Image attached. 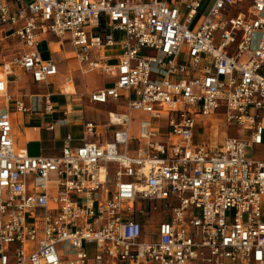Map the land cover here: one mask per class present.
Segmentation results:
<instances>
[{
  "label": "built area",
  "instance_id": "obj_1",
  "mask_svg": "<svg viewBox=\"0 0 264 264\" xmlns=\"http://www.w3.org/2000/svg\"><path fill=\"white\" fill-rule=\"evenodd\" d=\"M47 37L103 119L54 108ZM24 117L79 134L29 154ZM0 264H264V0H0Z\"/></svg>",
  "mask_w": 264,
  "mask_h": 264
},
{
  "label": "rangeland",
  "instance_id": "obj_2",
  "mask_svg": "<svg viewBox=\"0 0 264 264\" xmlns=\"http://www.w3.org/2000/svg\"><path fill=\"white\" fill-rule=\"evenodd\" d=\"M211 6V2H209L202 11V15H205ZM55 45V39L51 37H47L41 40V42L37 45V52L42 60L48 58L49 56H52V58L57 61V65L59 68V76L56 78L57 81V88L59 89L61 94H67L64 97H67L68 95H72L76 92V95H81L82 98H84L85 94L88 93L90 90L102 87V86H108L109 83L107 80H103V78L96 72H86L85 74H82L84 70L79 67L77 62L74 60L70 49L67 45H64L60 51L62 52V59L59 60V56L56 54H51L50 50ZM57 51V48H56ZM99 50L96 51V53L103 54L104 56H111L113 54H117L118 51L116 47L111 48H103L99 52ZM67 75H71L72 77V83H66L64 79ZM45 88L42 86H36V85H30V92L31 93H42L44 92ZM50 91H53L54 85L48 87ZM27 93V91H26ZM55 99H52L54 101ZM65 102H69V98L65 99ZM55 107V106H54ZM82 111V117L84 121L87 120H100L104 118V114L106 111H108V108H101L100 106H93V109L101 110V114L94 115L92 110L84 106ZM140 114H133L132 115V122L130 124L131 127V134L135 135V125L136 122L140 119ZM22 123L24 124V130L22 129L23 126H19L18 132L20 135H22V138L17 139V142H21L22 140H34L37 141L38 139H41V143L35 146V150L40 147L42 149H51L55 148V152L57 153L60 148V139L64 136V134L69 131L73 137H76L79 134V128H66V127H60L57 126L53 133H47L43 130L40 131L37 129L38 126H40L42 122V126L50 121L49 118L43 117L41 120L38 118H32V120L28 118H23ZM156 123V122H155ZM160 127H164L165 122L164 120L158 121ZM222 131L229 132L230 134H236L239 128L237 127H223L221 129ZM249 135L248 131L244 132V138L247 139ZM33 147V146H32ZM131 148H135V146H131ZM29 151V154H32L33 152ZM248 154L251 155V150L248 151ZM48 188L52 189L53 184H48Z\"/></svg>",
  "mask_w": 264,
  "mask_h": 264
},
{
  "label": "crops",
  "instance_id": "obj_3",
  "mask_svg": "<svg viewBox=\"0 0 264 264\" xmlns=\"http://www.w3.org/2000/svg\"><path fill=\"white\" fill-rule=\"evenodd\" d=\"M181 1H186V0H181ZM115 36H118L117 34H115ZM117 49V48H116ZM118 51V50H117ZM118 54V53H117ZM117 54H113L111 56H114V55H117ZM56 85H57V82H56ZM27 93H29V91L26 89ZM76 94V92L74 93ZM87 94V93H86ZM81 95H75V96H67V97H64V96H60L58 94H56L55 92L52 93V96H51V102L53 104V106H55L54 108L56 110H60L62 109L64 106H69V108L73 111V110H80L82 109L84 106H87V103L85 101L84 98H80ZM66 98H69V102H65V99ZM52 99H55L54 101H52ZM26 118V117H24ZM34 118V117H33ZM23 119V118H22ZM21 119V120H22ZM30 120H32V118H28ZM38 119V118H36ZM41 120V119H40ZM41 125L37 127L38 130L42 131L40 128L42 126V122L40 123ZM21 126H23V130H24V124L22 123L21 121ZM18 132V131H17ZM19 138H22V135L19 134V132L17 133V139ZM16 145L19 146V147H24L26 148L27 150L29 149L30 151H32L33 155H45V156H48V155H55L56 154V150L55 148H51V149H42L40 147H38L36 150H35V146H37L38 144L41 143V139H38L37 141H34V140H22L21 142H17V140L15 141ZM33 146V147H32Z\"/></svg>",
  "mask_w": 264,
  "mask_h": 264
},
{
  "label": "bare ground",
  "instance_id": "obj_4",
  "mask_svg": "<svg viewBox=\"0 0 264 264\" xmlns=\"http://www.w3.org/2000/svg\"><path fill=\"white\" fill-rule=\"evenodd\" d=\"M52 50H53V51H56V47L54 46V47L52 48ZM62 57H63L62 54L59 55V59H62ZM85 73H86V72H82V74H85ZM67 108L69 109V107H67ZM17 133H18L17 130H15V131H14V136H15V137H17Z\"/></svg>",
  "mask_w": 264,
  "mask_h": 264
}]
</instances>
